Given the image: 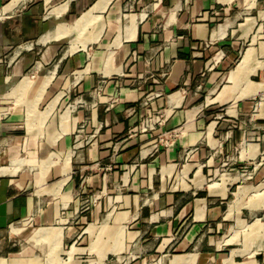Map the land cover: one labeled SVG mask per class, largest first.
Wrapping results in <instances>:
<instances>
[{
	"label": "crops",
	"instance_id": "0c3cea01",
	"mask_svg": "<svg viewBox=\"0 0 264 264\" xmlns=\"http://www.w3.org/2000/svg\"><path fill=\"white\" fill-rule=\"evenodd\" d=\"M263 49L264 0H0V264H264Z\"/></svg>",
	"mask_w": 264,
	"mask_h": 264
},
{
	"label": "rangeland",
	"instance_id": "374dc122",
	"mask_svg": "<svg viewBox=\"0 0 264 264\" xmlns=\"http://www.w3.org/2000/svg\"><path fill=\"white\" fill-rule=\"evenodd\" d=\"M71 33H74L75 36L73 37V39L71 40V43L69 44V52H73L75 50H77L78 48H81V46H79L78 42L81 41V39L83 38V33L81 32L79 36H77V33L76 32H71ZM85 37V36H84ZM80 38V40L78 39ZM69 40V38H68ZM66 41V40H65ZM70 41V40H69ZM249 51L248 50L245 54V57H247V55L249 54ZM263 52H264V49H263ZM248 58V57H247ZM244 65V64H243ZM260 65V64H259ZM243 66L240 67V69L242 68ZM248 80V79H247ZM247 84H248V81H247ZM247 193V190H240L236 193V196L239 197L243 194ZM254 193L257 194V196L259 195L260 199L259 200H264V189H256L254 191ZM255 216L261 218L262 221H264V207H259L257 210H253L249 213H246V219L248 220V222H250ZM235 229V228H234ZM235 241L237 242H241L242 241V238H241V234L239 232L237 238L235 239ZM256 242V241H255Z\"/></svg>",
	"mask_w": 264,
	"mask_h": 264
},
{
	"label": "bare ground",
	"instance_id": "6f19581e",
	"mask_svg": "<svg viewBox=\"0 0 264 264\" xmlns=\"http://www.w3.org/2000/svg\"><path fill=\"white\" fill-rule=\"evenodd\" d=\"M98 4V3H97ZM97 7V6H96ZM94 8L90 9L89 11H86L82 16H80V18L78 20H76L73 24V30L76 31L78 30V32H81L80 30L84 29V27L86 26L87 23L95 20L96 17H93L92 15V10ZM100 27V26H99ZM58 31L57 29H53L52 32H56ZM70 33V32H69ZM85 33V32H84ZM84 36V35H83ZM247 57H244L243 62L237 66V70H240V67L243 66L244 62L246 61ZM238 72V71H237ZM236 72V73H237ZM233 74V73H232Z\"/></svg>",
	"mask_w": 264,
	"mask_h": 264
},
{
	"label": "built area",
	"instance_id": "2783aa9c",
	"mask_svg": "<svg viewBox=\"0 0 264 264\" xmlns=\"http://www.w3.org/2000/svg\"><path fill=\"white\" fill-rule=\"evenodd\" d=\"M152 98L151 95H147L146 101L150 100ZM160 122V115H152L147 116L138 125V131L139 132H145L149 129H152L153 126Z\"/></svg>",
	"mask_w": 264,
	"mask_h": 264
},
{
	"label": "water",
	"instance_id": "95a60500",
	"mask_svg": "<svg viewBox=\"0 0 264 264\" xmlns=\"http://www.w3.org/2000/svg\"><path fill=\"white\" fill-rule=\"evenodd\" d=\"M6 225L5 217L2 208H0V227H4Z\"/></svg>",
	"mask_w": 264,
	"mask_h": 264
}]
</instances>
